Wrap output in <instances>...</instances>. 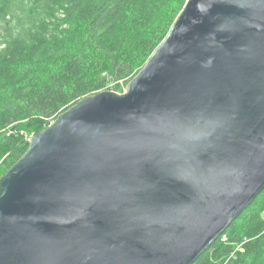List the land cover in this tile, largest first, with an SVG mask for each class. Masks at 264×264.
Masks as SVG:
<instances>
[{"label":"water","instance_id":"1","mask_svg":"<svg viewBox=\"0 0 264 264\" xmlns=\"http://www.w3.org/2000/svg\"><path fill=\"white\" fill-rule=\"evenodd\" d=\"M263 189L264 0H186L0 177V264H193Z\"/></svg>","mask_w":264,"mask_h":264},{"label":"trees","instance_id":"2","mask_svg":"<svg viewBox=\"0 0 264 264\" xmlns=\"http://www.w3.org/2000/svg\"><path fill=\"white\" fill-rule=\"evenodd\" d=\"M186 0H0V175L81 98L121 93ZM193 264H264V189Z\"/></svg>","mask_w":264,"mask_h":264},{"label":"rangeland","instance_id":"3","mask_svg":"<svg viewBox=\"0 0 264 264\" xmlns=\"http://www.w3.org/2000/svg\"><path fill=\"white\" fill-rule=\"evenodd\" d=\"M114 85H115L114 83H109V84L105 87V89L108 90V91H113V90H110V89L113 88ZM125 86H126V85H124V86L122 87V91H121V93H122L123 90L125 89ZM104 91H105V90H104ZM101 92H102V91H101ZM114 92H115V91H114ZM51 122H52V121H51ZM51 122H50V123H51ZM30 137H31V135H29V138H30ZM3 174H4V173H3ZM3 174H2V175H3ZM2 175H0V177H1Z\"/></svg>","mask_w":264,"mask_h":264},{"label":"built area","instance_id":"4","mask_svg":"<svg viewBox=\"0 0 264 264\" xmlns=\"http://www.w3.org/2000/svg\"><path fill=\"white\" fill-rule=\"evenodd\" d=\"M124 91V90H123Z\"/></svg>","mask_w":264,"mask_h":264}]
</instances>
